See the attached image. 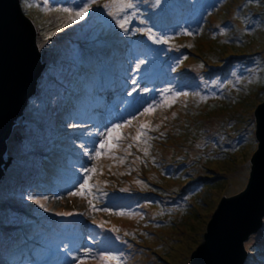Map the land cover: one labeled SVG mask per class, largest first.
<instances>
[{"label": "rangeland", "instance_id": "rangeland-1", "mask_svg": "<svg viewBox=\"0 0 264 264\" xmlns=\"http://www.w3.org/2000/svg\"><path fill=\"white\" fill-rule=\"evenodd\" d=\"M21 2L25 5V0ZM27 2L39 5L28 9L37 19L44 69L36 95L15 120L8 137L22 144L16 143L12 151H8L9 144L7 147L11 163L0 182V232L16 226L15 213L32 205L44 220L58 224L57 229L65 233L63 244L70 241L67 231L75 227L71 249L56 264H78L73 257H84L85 249H92L85 264H115L101 260L104 253L119 255L120 264H191L192 252L204 241L207 222L223 194L249 179L251 157L258 146L255 109L264 99V0H160L158 4L156 0H131L135 8L125 13L130 25L123 33L133 48L124 61H117L121 69V65H130L128 73L119 76L122 82L112 92L110 85L95 91L93 78L82 84L75 81L67 94L60 84L67 73L77 72L86 53L96 59L93 49L107 50L112 42L111 32L118 26L102 7L112 0H98L85 19L75 24L68 14L48 9H76L84 0ZM85 22L98 23V29L84 33L81 26H86ZM57 28L63 30L57 32ZM136 28H151L154 35L167 38L169 43H155L145 33L140 35L143 40L137 41ZM140 60L145 63L139 77L133 69ZM111 67L102 62L93 68L97 87L102 78L108 80ZM133 77L139 89L148 91L128 95ZM178 92L188 95L176 96ZM99 93L107 96V101L95 107L93 120L85 125L81 116H92V104L100 101ZM149 104L157 106L155 111L140 115ZM134 116L138 119L133 120ZM127 120L132 124L121 129L124 138L119 148L98 161L82 148L78 154L82 135L85 147L94 149L101 139L98 133ZM141 123L149 125L148 134L136 142L132 137ZM71 124L81 126L73 128ZM29 150H39L40 154ZM13 155L16 160L12 164ZM45 156L62 164L41 163ZM80 161L83 168H97L89 181L95 187L91 194L71 196L83 179ZM33 165L34 175L40 171L56 182L48 186L37 180L31 184L30 180L17 188L19 178ZM68 176L71 181L79 180L67 185ZM61 183L68 188L62 189ZM133 191L147 192L149 198L140 200V194L130 195ZM28 196L41 199L44 208ZM131 205L138 207L135 214L128 210ZM104 208L110 215L98 214V209ZM75 211L90 218L56 215ZM95 216L97 219L92 218ZM261 228L264 230L261 225L252 233ZM89 232L92 236L83 234ZM256 246L264 247V241L258 240Z\"/></svg>", "mask_w": 264, "mask_h": 264}, {"label": "water", "instance_id": "water-1", "mask_svg": "<svg viewBox=\"0 0 264 264\" xmlns=\"http://www.w3.org/2000/svg\"><path fill=\"white\" fill-rule=\"evenodd\" d=\"M44 69L34 13L21 0H0V179L11 156L8 137L15 120L37 93ZM258 146L247 184L223 194L192 252L191 264H244L250 234L264 220V99L255 109Z\"/></svg>", "mask_w": 264, "mask_h": 264}, {"label": "trees", "instance_id": "trees-1", "mask_svg": "<svg viewBox=\"0 0 264 264\" xmlns=\"http://www.w3.org/2000/svg\"><path fill=\"white\" fill-rule=\"evenodd\" d=\"M64 1L66 2L67 0ZM34 19L37 20L36 18ZM137 23H139V21H137ZM81 27L85 28L84 33L86 32L92 34L91 32L94 29H98V23L96 22L93 24L86 23V26H81ZM141 34H143V32H136L137 41H139V39L142 38L140 36ZM111 36L113 37V39L112 42L109 44L107 50L98 47L94 48L93 52L96 51L97 54V55L94 54L96 59L92 56V54L89 53L88 54L86 53V57L83 58L84 57V53H83L81 60L83 58L84 62L82 63L81 68L79 70L77 69V72L70 70L67 73V77L60 83L61 87L64 88L66 94L72 87V85L70 84L71 82L76 81L79 84H82L85 80L90 82L91 76L95 74L93 68L98 67L102 62H109L110 60H114L113 66L109 69L108 78L112 76L115 77L119 76L123 72H125V67H123L122 70L117 71V61H124L123 57L127 56L128 53L131 51V49L133 48V46H131V43L133 44V42L129 41L127 36L123 33V30L120 29L119 27H117L116 30L111 32ZM71 38H73V40L75 39L77 40L76 37H71ZM37 39L39 40V32H37ZM127 46L130 47L128 49H125L127 48ZM43 55H45L44 52H42V59H44ZM43 83L41 82L39 86L42 87ZM84 116L87 121H90L89 118L91 116L90 113L84 114ZM24 123H21V125L24 126L25 125ZM22 133L23 132L21 131V134ZM10 139L12 140V144L8 143L9 144L8 151L10 150L12 151L15 148V144L18 143L16 138H15V142L12 136L10 137ZM84 141L85 140H83V142ZM18 144L20 145L22 144V142H19ZM68 147L69 149H71L70 146ZM80 148L81 147L79 146V149ZM29 151L40 154L39 151H34V150H29ZM15 160H16L15 155H13L12 164L15 162ZM42 161H48L52 163L55 167H58L59 165L62 164L61 160L55 162L52 157H47V156L41 159V163ZM79 165H81V163ZM22 168L23 166H21V169ZM33 169H34V165L32 168H30V172L25 175L26 177L21 176L19 178L20 184L16 185L17 188H20V186L22 185H26L30 180H32L31 184L33 183L34 180H37L38 182H46L47 184H49L50 182L54 184L56 182L54 179L50 181L47 178L46 174L40 171H38L34 175ZM2 178L3 176L1 177L0 182ZM60 185L62 186L63 183H61ZM138 194H140L142 198H149V194L147 192L134 191L130 193V195L132 196H137ZM128 210H130L132 214H135L138 211V207L131 205L128 207ZM75 212L77 213L76 215L80 217L90 218L89 214L80 213L79 211H75ZM98 214L100 216L102 215L103 217L105 216V214L110 215V212L98 211ZM15 215H17L16 223H15L16 226H12L6 229L4 232L3 231L0 232V264H35L37 260H42L47 255H49V259H50L49 263L56 264L61 259L66 257V254L61 253V251L65 248V244H63L64 243L63 240L66 237L63 231H59L57 229L58 224H56L55 222H49L48 218L44 220L43 217H41V215L37 212L36 209L33 208L32 205L28 206V208H26V210L21 213L19 212L15 213ZM92 218L97 219L96 216ZM102 224L105 225L104 223ZM262 226H264V220ZM247 240L249 244V250L246 260L244 261V264H248L247 262H250V264H260L262 262V259H264V247L263 246L257 247L256 245L258 243V240L264 241V230H262L261 228L259 231L255 233H251ZM250 243H252L253 251L250 248ZM51 248H54V252H50ZM253 252L255 253V255H252ZM260 252H262V255L258 254ZM33 257H36L37 259H33ZM47 261L49 260H46L44 262L40 261V264H45L47 263Z\"/></svg>", "mask_w": 264, "mask_h": 264}, {"label": "snow or ice", "instance_id": "snow-or-ice-1", "mask_svg": "<svg viewBox=\"0 0 264 264\" xmlns=\"http://www.w3.org/2000/svg\"><path fill=\"white\" fill-rule=\"evenodd\" d=\"M46 2V0H45ZM160 0H156V3L158 4ZM98 3V0H84V2L76 9L73 8H57V9H48L49 11H56V12H63L68 14L71 23L75 24L78 23L81 20H84L85 17L88 15L90 9H92L93 5H96ZM25 7L26 8H32V7H39V5H33L32 3H28L27 0H25ZM104 9L107 10V15L113 17L115 20L117 26L122 29L125 33L128 32V26L130 25V18L128 15H125L127 10L129 9H134L135 5L131 2V0H112L111 3H104L102 5ZM115 9V10H114ZM144 21H141L143 23ZM70 25L65 24V27H68ZM63 29L57 28L58 31H62ZM136 32H143L146 35L149 36L151 40H153L155 43H164L167 44L169 43V40L163 36H156L153 34L151 28H146V29H141V28H136ZM188 35H192V33H187ZM52 35H55V33H52ZM46 39L49 37L46 35ZM145 61L140 60L138 63L134 65V69L137 73H139L141 69V65H143ZM130 84L133 86L129 91L128 95H132L133 93L139 91H148L147 88L144 89H139L138 88V80L133 77L130 80ZM165 91H170V90H165ZM180 95H185L187 96L188 93H176V96ZM175 98H173L174 100ZM201 99H206V97H201ZM165 103H167V98H165ZM156 105L149 104L147 107L143 109L142 112H140V115H144L145 113H151L155 111ZM138 119L137 116H134L132 118ZM132 124V120H127L124 123H115L112 124L110 127L106 128L103 132L98 133V135L101 136V139L97 142L98 146L94 149L86 148L84 144H81L80 147L84 150L86 154L90 156V158L93 161H98L103 155L106 153H111L113 152L114 149L119 148L120 144L119 141L123 139V135L121 133V129L130 126ZM81 125L79 124H71L70 127L76 128L80 127ZM149 130V125L147 123H141L139 128L137 129L136 135L132 137V139L136 142H140L142 137L147 136ZM132 144L128 145V148H132ZM145 155L148 153V149L144 148L143 149ZM115 158V157H113ZM80 171L83 173V179L82 182L78 184L76 190L71 191L69 195L71 196H83L86 192L91 194L92 193V188L95 187L94 185H90L89 181L92 178V174L96 173L97 168L93 165L92 167H84L81 168ZM57 198H62V197H57ZM27 199L33 200L36 204L40 205V207L44 208V203L41 202V199L34 198L32 196H28ZM47 199V198H45ZM89 204L95 209V205L92 204V201L89 200ZM46 211L48 209H45ZM100 211H109V209L104 208V209H98ZM77 213H72V212H57L56 215L59 216H72ZM120 215H125L124 212H120ZM131 214V213H129ZM93 223H96L95 220H93ZM100 227H103L101 224ZM112 231H117L116 229H112ZM92 252V249H85V256L84 257H76L74 256L73 259L78 261V264H85V259L90 256ZM101 260L104 261H114L115 264H120L121 262V257L119 255H115L112 253H104L99 257Z\"/></svg>", "mask_w": 264, "mask_h": 264}, {"label": "bare ground", "instance_id": "bare-ground-1", "mask_svg": "<svg viewBox=\"0 0 264 264\" xmlns=\"http://www.w3.org/2000/svg\"><path fill=\"white\" fill-rule=\"evenodd\" d=\"M103 59H105V58H103ZM103 59H102V60H103ZM107 63H109V64H113V63H114V60H110V61L107 62ZM78 67H79V68H78ZM78 67H77V69L79 70V69L81 68V65L78 66ZM74 82H75V81H74ZM74 82H73V83H74ZM70 84H71V83H70ZM71 85H72V84H71ZM95 89L97 90V88H95ZM83 123L86 125L87 122H83ZM8 143L12 144V140L10 139V140L8 141ZM76 155H77V154H76Z\"/></svg>", "mask_w": 264, "mask_h": 264}, {"label": "clouds", "instance_id": "clouds-1", "mask_svg": "<svg viewBox=\"0 0 264 264\" xmlns=\"http://www.w3.org/2000/svg\"><path fill=\"white\" fill-rule=\"evenodd\" d=\"M22 3V2H21ZM67 88V87H66ZM33 97V96H32ZM31 100V99H30ZM30 100H29V102H30ZM39 151V150H38ZM7 152V151H6ZM6 156H7V154H6Z\"/></svg>", "mask_w": 264, "mask_h": 264}]
</instances>
